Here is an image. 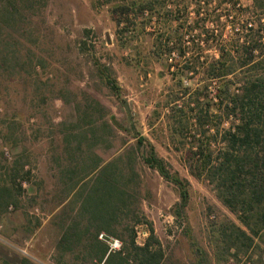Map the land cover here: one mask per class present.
<instances>
[{
	"label": "trees",
	"instance_id": "16d2710c",
	"mask_svg": "<svg viewBox=\"0 0 264 264\" xmlns=\"http://www.w3.org/2000/svg\"><path fill=\"white\" fill-rule=\"evenodd\" d=\"M29 2L0 0V75L3 71L19 73L18 69L25 66L24 70L31 73L41 64L39 58L21 54L23 48L17 37L26 30L23 22ZM191 5L192 16L188 12ZM212 5L217 7L215 11L209 9ZM245 8L242 15L239 0H123L114 9L119 15L118 26L124 14L126 18L131 14L132 19L142 16L148 20L156 14L158 19L165 17L167 22H175L173 34H161L153 40V56L166 66L173 81L165 96L164 113L175 131L189 134L191 152L184 159L188 171L212 185L219 200L240 221L239 226L229 221L220 229L225 241L228 238L226 249L234 248L236 252L251 248L255 237L264 241V0H251ZM227 25L229 33L224 35L219 29ZM95 63L109 89L120 95L121 89L110 75L112 67L99 60ZM194 79L201 84L192 83V87ZM94 110H103L102 104L87 99L85 105L75 106L76 120L52 125L59 127L57 157L66 156L67 164H58V170L66 179L65 198L71 205L67 212L63 204L53 214L56 221L49 223L56 232L52 242L54 264H68L67 256L82 264H166L164 249L152 225L143 221L139 213L126 212L130 202L125 195L132 190L131 177L137 176L134 163L139 155L143 163L176 187L180 201L174 205L173 216L182 221L189 180L171 171L150 143L145 152H140L145 142L140 135L129 150L110 159L101 158L99 149L109 148L103 146L111 144L116 131L103 114L94 117ZM224 123L226 126L220 128ZM7 127L5 140L21 142L20 124ZM31 169L24 147L0 172V221L10 206L18 208L17 197L23 195V182L29 180ZM102 196H108L110 203L99 204ZM125 218L128 221L121 233L117 227ZM144 222L150 233L143 244H138L136 227ZM40 225L41 221L35 219L24 230L32 234ZM114 238L121 242L119 249L110 245L109 239ZM192 246L196 264H204L205 251L195 243ZM0 264L39 263L8 248L0 255Z\"/></svg>",
	"mask_w": 264,
	"mask_h": 264
},
{
	"label": "rangeland",
	"instance_id": "374dc122",
	"mask_svg": "<svg viewBox=\"0 0 264 264\" xmlns=\"http://www.w3.org/2000/svg\"><path fill=\"white\" fill-rule=\"evenodd\" d=\"M122 2L31 0L28 4L23 22L26 30L17 37L23 48L21 54L39 58L41 64L31 73L24 70L26 66L15 74L1 72L0 172L24 147L32 169L29 180L23 182V195L17 197L18 208L10 206L0 221V255L13 248L39 264H54L52 242L56 232L49 223L56 221L53 214L63 204L66 203L67 212L71 205L69 198H65L66 179L58 170V164H67L66 156L57 157L59 127L52 125L76 120L75 106L93 99L103 106V110H94L93 116L103 114L116 131V137L110 136L111 144L103 146L109 148L99 149L101 158L110 159L129 150L140 135L145 138L140 152H145L146 144L150 143L171 171L189 180V198L182 221L173 216L174 205L180 201L176 187L143 163L139 155L134 163L137 176L131 177L132 190L125 195V200L130 202L126 212L135 211L152 225L164 249L166 264H196L192 243L205 251L204 264H264V241L257 237L249 249L241 248L238 252L234 248L226 249L228 238L225 241L220 229L229 221L238 226L241 223L219 200L212 185L188 171L184 159L191 152L189 134L175 131L164 113L165 96L171 91L173 81L166 66L153 56V40L161 34H173L175 22L171 24L165 17L158 19L156 14L150 20L142 16L132 19L131 14L126 18L124 14L118 26L119 15L116 16L114 9ZM239 3L245 15V7L251 0H239ZM209 9L215 11L217 7L212 5ZM188 12L193 15V5L188 7ZM220 28L224 35L229 33L228 25ZM96 60L112 67L110 75L116 79L120 95L109 89L96 68ZM192 81V87L199 82ZM210 90H214L212 85ZM15 122L20 124L22 136L17 144L5 140L7 126ZM225 126L224 123L220 128ZM202 140L206 141V137ZM215 143L217 147L220 145L218 136ZM110 173L108 168L107 174ZM31 196H35L34 201ZM102 201L106 205L110 203L108 196H102L99 204ZM35 219L41 221L40 227L27 234L25 225L33 224ZM126 221L128 218L117 227L121 233ZM145 223L137 225L140 243L150 233ZM116 240L120 242L109 239L110 245ZM65 259L68 264H82L74 257Z\"/></svg>",
	"mask_w": 264,
	"mask_h": 264
},
{
	"label": "built area",
	"instance_id": "2783aa9c",
	"mask_svg": "<svg viewBox=\"0 0 264 264\" xmlns=\"http://www.w3.org/2000/svg\"><path fill=\"white\" fill-rule=\"evenodd\" d=\"M138 227L139 226L136 227V229H137V231H136V242L138 244H143V243H140L139 240H138V238H139V230H138ZM119 245H120V242L116 240V241L113 242V244H111V247L118 248Z\"/></svg>",
	"mask_w": 264,
	"mask_h": 264
}]
</instances>
